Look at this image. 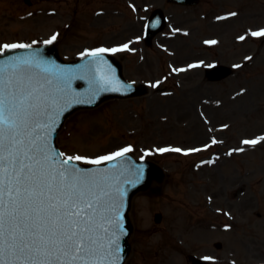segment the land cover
Listing matches in <instances>:
<instances>
[{
  "label": "rangeland",
  "instance_id": "374dc122",
  "mask_svg": "<svg viewBox=\"0 0 264 264\" xmlns=\"http://www.w3.org/2000/svg\"><path fill=\"white\" fill-rule=\"evenodd\" d=\"M53 1L27 6L21 0H0V45L39 44L55 36L62 54L73 58L128 43L126 51L117 53L124 73L128 79L147 82L149 93L74 113L58 143L66 156H84L86 162L130 145L136 157L164 166V196L138 193L130 212L133 240L139 237L151 245L144 246L148 262L189 264V252L208 253L211 260L224 262L228 251L213 243H236L235 237L258 238L252 246L264 251V140L242 143L264 137V35H252L264 29V0H246L243 21L212 25L210 12L218 13L212 12L210 0L196 7L163 4L168 29L150 47L141 36H116L111 26L120 19H95L92 11L99 4L82 2L75 13L71 1L69 8L62 0L60 5ZM158 1L149 0V6ZM58 5L60 10L48 15V8ZM242 32L244 39L239 40ZM210 37L216 48L206 43ZM214 59L239 67L228 78L211 82L203 67ZM161 148L199 151L182 156L158 151ZM156 211L162 214L159 226L153 220ZM233 212L241 217L226 227ZM147 226H152L151 232ZM153 250H158L157 257ZM257 254L237 251L235 263L264 264Z\"/></svg>",
  "mask_w": 264,
  "mask_h": 264
},
{
  "label": "snow or ice",
  "instance_id": "6c2138e0",
  "mask_svg": "<svg viewBox=\"0 0 264 264\" xmlns=\"http://www.w3.org/2000/svg\"><path fill=\"white\" fill-rule=\"evenodd\" d=\"M252 35H264V29ZM17 47L30 46L0 45V49ZM127 47L96 48L90 54ZM21 64L30 66L31 62L0 66V264H117L118 237L107 225L113 223L108 213L116 211L118 205L106 190L107 177L70 165L72 160H87L84 156L59 160L65 154L53 153L47 134L36 131L48 127L41 123V117L55 98L42 83H34ZM260 140L264 137L242 143L256 144ZM130 150L129 145L88 162L100 163Z\"/></svg>",
  "mask_w": 264,
  "mask_h": 264
},
{
  "label": "water",
  "instance_id": "95a60500",
  "mask_svg": "<svg viewBox=\"0 0 264 264\" xmlns=\"http://www.w3.org/2000/svg\"><path fill=\"white\" fill-rule=\"evenodd\" d=\"M18 54L17 51H10L8 50L5 55H0V66H4V65H11V64H15V63H19L20 61H23L25 60L23 56H20L19 58L18 57H15L14 55ZM37 58L42 60V61H46V58L42 55H37ZM27 59V58H26ZM29 61V60H28ZM32 65V64H31ZM38 66H41L38 64ZM20 67L22 69H27V74L30 75V73H34L33 71H31V69H28V65H23L21 64ZM50 77H52L51 75H41L39 73V75L37 76V78L39 79V82H43L47 79H49ZM111 165H114V163H111L109 164V166ZM132 166H133V172L132 174L135 176V177H138V180H140L139 182H141L145 175H146V167L145 165L143 164H136V163H132ZM149 168V171L151 173L155 172L156 171V168L154 167H148ZM142 173V174H141ZM136 181L132 182L133 184H135ZM131 181H126V184H132ZM136 184H138V182H136ZM129 190L130 188L127 186H122L120 187L119 189H117V193L123 198V201L122 203L124 204V206L120 209V213L117 215V219L118 220H122L121 222V231H122V234H124V227L123 226H126V223L124 222V220L126 221L125 219V210H126V197H127V194L129 193ZM122 193V195H121ZM118 245H119V252L116 253V255L119 257L118 261H117V264H122V258L124 256H126L127 252H128V244H127V235L121 237L119 240H118Z\"/></svg>",
  "mask_w": 264,
  "mask_h": 264
}]
</instances>
